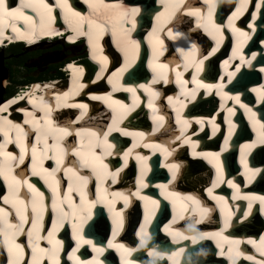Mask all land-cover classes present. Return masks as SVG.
Returning a JSON list of instances; mask_svg holds the SVG:
<instances>
[{
    "label": "snow or ice",
    "instance_id": "obj_1",
    "mask_svg": "<svg viewBox=\"0 0 264 264\" xmlns=\"http://www.w3.org/2000/svg\"><path fill=\"white\" fill-rule=\"evenodd\" d=\"M231 2V0H229ZM84 3L88 5V8L93 13H99L100 9H105L109 12L105 16L103 21L94 20L91 18H86L82 16L78 11H74L72 7L69 6V0H56L55 8L59 9L60 19L68 26V28L74 33L75 36H86L91 49L92 58L97 60L101 65V72L104 71L107 65V58L103 55L100 46L101 38L106 34L110 33L113 39V43L120 42L124 46L130 45L136 53L139 52L140 45L136 43L135 40L131 39V32L136 28L135 17L140 12L137 7L127 8L123 5L122 0L115 4H106L104 0H84ZM160 3L164 7V12L160 13L161 16H165V22L181 9L183 6L184 14L193 16L196 18V25L198 28H204V30L217 40V43L223 41L224 34L220 32V28L216 23L212 21V13L216 9L217 0H204L207 6L206 13L202 11L201 8L193 7L191 3L185 4V0H160ZM248 0H239L237 4L236 11L233 13L232 17L229 18V27L231 30L243 37V41H247L250 37L245 33L239 31L232 24V21L242 14L243 10L247 7ZM261 5H257L259 9ZM25 10H28L27 12ZM54 8L49 5L47 0H19L18 6L10 7L7 0H0V42L4 39L15 38L17 40H24L31 44L36 39L41 36H53L60 35L59 32L53 30L52 25L56 21V17L53 15ZM35 14L34 16L32 14ZM252 19H256V13H252ZM23 23V28L19 26ZM85 23L87 27L85 28ZM131 25V27H127ZM250 28L252 24L248 25ZM5 29H10L11 33L14 34L13 37L5 35ZM158 32H164L170 39H175L179 33H173L172 28L165 29L163 24L159 29L154 28L153 33H149L153 37V40L158 45V50L155 51L153 60H150V66L153 65L154 61L158 59L159 56L163 55L164 52V41L157 35ZM74 37L70 36L69 40ZM242 41V42H243ZM217 49L213 48L214 53ZM180 52V57L183 60V68L186 71L188 68L193 67L195 71L192 74V82L199 83L197 80V75L202 70L203 61L207 57L201 56L200 58H195V54L198 49L195 45L188 47L187 51L178 49ZM234 55L239 57L241 63H250V61H245L242 56H240L238 49H234ZM211 55V53H210ZM134 58L127 62V66L134 63ZM169 63H175L170 61ZM71 68L72 66L69 65ZM156 67L160 69H165L168 65L160 63L156 64ZM176 67H180L179 64ZM236 71H239V65L233 66ZM125 68L120 69L122 74ZM78 75H82L83 69L74 70ZM176 83L181 85L180 95H184L188 90L184 87L188 83L187 80L182 79L183 72L175 71ZM264 71V69H261ZM235 73H229L228 79L231 81L232 76ZM100 78V73H97V79ZM162 79L164 83H171L170 77L164 75L163 73L154 77L153 83ZM109 83H112L111 77H109ZM76 89H83L84 84L79 83L77 80L75 82ZM205 87L206 90L212 86L201 85ZM224 84L216 85L218 89H223ZM47 87V86H46ZM146 93L149 94L148 106L152 109V120L154 122L153 131H158L160 127L163 126L165 116L156 114V106L153 100L159 96L157 91H154L149 86L143 84L139 85ZM115 90V89H114ZM123 91L132 94L133 105L131 107H125L121 104L119 100H113L111 96H97L93 95L90 98L93 100H103L105 104L113 110L112 123L108 125V131H102L100 129L92 130L88 128L73 129L70 126H58L53 118L54 107L51 104L45 103L43 98H41L39 111L42 113L41 116H32L31 120H26L25 123L30 124L32 131L35 133V142L28 140L31 133L19 124H14L6 116H0V136L3 140L0 142V181L3 182V186L8 189V195L0 197L3 204L9 205V210L0 206V248L7 254V264H44L45 260L47 264H61L59 252L61 241L56 239L55 232L59 227L63 226V222L68 220L73 228V238L77 241V248L81 244L91 245L90 240H85L80 232L83 230V225L92 217V207L97 203V201L104 203L109 209V212L115 217L114 219V229L113 235H117L119 229L123 226V216L121 211L115 209V203L117 200L123 202L124 208L129 207V194L123 192L112 191L109 193L107 187L103 189L104 194L100 195L101 185L104 181H111V184L117 183L118 172L123 170V167L127 166V159H124V164L118 171H108L109 165L104 162L105 155H112L113 144L109 143L108 136L111 132H120L122 135H132L135 137H144V133H130L125 131L120 127V123L127 116V114L132 111L136 106H138L139 97L136 96V89L124 87ZM196 89H193L189 93L192 100L196 99L195 95ZM68 93H64L63 96H57L56 107H69V108H79L81 109L80 116L77 120L83 118V116L88 111V106L86 104H75L67 103ZM169 101L172 97L168 98ZM236 103H239V97L233 98ZM35 103L34 101H30ZM241 108H245L243 104H240ZM117 109L120 111L118 112ZM7 111L6 107H0V113ZM176 111V109H174ZM229 113H233L232 108H228ZM245 111L250 113L253 117L255 113H252L250 108H245ZM234 114V113H233ZM25 115H31L26 113ZM177 123L181 126L179 135L174 138H170L164 141L162 144H150L145 143L144 147L152 148L153 152L159 151L160 154L167 160L168 157L172 156L176 148L171 147L173 141H180L181 144H188L192 148L193 157H204L208 158L207 153H201L195 151V142L191 140L190 136H186L189 121L182 120L179 112L176 115ZM43 121V123H41ZM71 123V122H69ZM197 124H202L200 120L196 121ZM230 123V129H235V124ZM213 128L218 131L219 127L213 125ZM82 134L89 137L87 143H84L81 139ZM194 134V133H193ZM70 135H75L78 139V143L75 145L63 144L65 137ZM49 138H51V144L48 143ZM228 137H225V147L227 146ZM259 143L264 144V135L259 138ZM256 142L252 145H245L246 148H251L255 146ZM14 144L15 148L19 150V155L16 156L13 152L8 151V145ZM40 145H43L41 148ZM134 147L136 145H133ZM99 149V151H97ZM51 150V151H50ZM30 152V156H29ZM75 157L74 160H70L66 167H61L65 163V156L68 154ZM131 154V149L124 154L127 157ZM139 161L142 164V172L140 177L137 179L138 188L135 193L131 195L136 196L138 199L146 201L148 204L152 205V209L149 210L144 217V222L140 225V230L136 233L139 236L140 246L143 247L146 238L149 236L148 226L152 223V217L155 216V208L158 207L157 201L149 199V197L140 195V188L148 187L144 183L143 177L147 174L148 165L147 157L140 154H136ZM26 158L30 159L31 163L29 165L31 175L38 176L44 181L45 185L48 187L51 193V212H52V228L47 230V234L43 235L42 230L44 229V218L47 211L48 205L45 203L48 199L45 194L34 186V183L29 182L26 177L25 171L21 170L19 172H14V168L25 163ZM45 159L55 161L56 167L49 169L43 167V161ZM212 160L216 163L214 167L216 168V179L213 180L212 187L207 189L208 195L211 199L218 202L220 206L221 214L224 217L223 228L215 233L197 231L196 225L202 223L203 221L210 218V213L213 211L203 203L198 197L193 195L181 196L174 191H169L166 185H160L162 192L167 193L166 198L170 199V203L173 206L174 216L172 223L178 219L186 220L187 229L186 232L191 235H184L181 231L174 229L171 223L166 225L164 231L172 237V241L175 243L177 240L190 239L193 244L198 241L210 239L217 241V247L220 248V241H225L230 244L228 248L227 255L229 259V264H235V258L241 255L239 251V240L228 241L226 237L222 235L224 229L229 227V224L233 217V212L228 210V202L221 196H214L213 189L217 187L220 183H224L223 179V168L219 164V156L212 155ZM244 167L247 169L246 162ZM167 167L171 175V179L168 181L171 184L177 177V171L179 165L176 163H167L163 165ZM82 169H87L88 173L82 172ZM58 171H63L66 175L71 173V176L75 178L78 182L75 192L76 195L80 197V204H76L74 199L69 196L68 192H61L60 188V178L56 177ZM250 173L249 178L256 175L255 171L248 170ZM96 178V199H90V191L88 190V185L92 177ZM227 185L234 190V199L248 200V211L243 213L244 217L250 214L252 209L253 201L258 200L260 204V212L264 214V197H249L240 194V189L237 187L232 180L226 181ZM26 188V192L22 189ZM71 186L69 191H71ZM111 197L109 199L108 197ZM62 197V198H61ZM67 203L68 207L65 208L62 205ZM30 209V211H29ZM77 212L84 213L83 215H77ZM14 213V219H10V215ZM72 215L73 219H69V215ZM59 220V222H57ZM25 225H29L27 228ZM26 236L27 244L25 245L23 241L17 240L19 236ZM261 244L258 246L253 240H248L247 243L252 244L257 251L264 256V236L261 238ZM41 241H45L48 247H42ZM109 247H115L118 252L121 253V264H132V261L128 259L131 257L132 252L135 249L126 248L123 244H113L109 241ZM94 253L99 256L104 249L93 248ZM76 249H73V254L69 256V259L73 260V264H80V261L75 258ZM149 255H156L150 252ZM178 253H174L169 256V260H173ZM219 255H225L223 251ZM94 256L88 264H101L100 260ZM163 258V257H160ZM244 259L251 260V256H244ZM256 264H264V262L257 261Z\"/></svg>",
    "mask_w": 264,
    "mask_h": 264
},
{
    "label": "bare ground",
    "instance_id": "obj_2",
    "mask_svg": "<svg viewBox=\"0 0 264 264\" xmlns=\"http://www.w3.org/2000/svg\"><path fill=\"white\" fill-rule=\"evenodd\" d=\"M222 1L224 2L226 0H222ZM235 1L239 3V0H235ZM263 1L264 0H256V2L254 4V7L251 10V14L248 17L249 21H248L247 26H246L245 29H241L240 27H238V26H236L234 24L235 21H237L238 19H240L243 16V14L245 12V9L243 10L241 15H239L237 18H235L232 21L233 26L235 28H237L239 31L245 32L249 37L252 36V31H254L255 29L258 30V32L261 31V30H264V22H261L260 20H253L252 19V13L253 12L256 13V18H257L258 15H259L258 12L261 11V10L264 11ZM55 2H56V0H54V2H49V5L54 8ZM117 2H119V0H104V3H106V4H115ZM122 2H123V5L125 7H127V8L137 7V8L140 9V12L135 17L136 24L138 23V20H139L138 19V15L142 16L143 14H146L148 12L151 13V16L159 17L163 21V23H168L170 21V18H169L167 20V22H165V18L160 15L161 12L159 11V8H157V7H159V5H161L160 0H157L156 2H154V4H153L152 0H137V1L122 0ZM80 4L83 5V8L79 7ZM227 5L229 7L231 4L229 3ZM257 5H261V7L259 9H257ZM69 6L72 7L74 11H78L82 16H84L86 18H91V19H94V20L103 21L105 16H107L109 14V12L107 10H105V9H100L99 13L91 12L89 10V8H88V5L84 3V0H75L73 4L69 0ZM224 7H225V4L220 6L219 9H223ZM56 9L58 11V19H59L60 23L57 24V23L54 22L53 25H52V28H53V30L61 33V32H63V30H60L61 20L62 19H60L59 9L58 8H56ZM25 11L27 12L28 10H25ZM54 12H55V9H54ZM54 12H53V15H54ZM232 15L230 17H232ZM244 15H246V13ZM216 17H217L216 15H212V19H215ZM146 20H147L146 18H143V19L140 20V22L141 23H145ZM172 20H173V18L171 17V21ZM216 22H217V25L220 28V32L223 33V34H224L223 29H227V30L231 29V28L227 27L229 25V19H228V21H226V22H224L222 24H221V22L219 20H217ZM249 24H252L251 28L248 26ZM193 25L197 26L196 24H193ZM19 26L22 28L21 23H20ZM64 26L68 27L65 23H64ZM86 27H87V24L85 23V28ZM127 27H131V25L127 26ZM145 27H146V25H141L139 27L136 26V28L132 31V32H136V37H134L132 35L131 39L135 40L136 43H137V41H138L137 37L140 34V32H142V30ZM8 32L9 31L5 30V35H7ZM71 33L72 34L70 36L74 37L72 40H69L70 36L67 35L65 38L63 36L62 38H58L57 40H55L53 42H57V41H62L64 43L66 41L73 42V40H75L76 38L83 37L85 42H86V44L88 45V49H89L88 60L92 64L93 63L98 64L99 62L92 58V53H91V49L89 48L87 37L86 36H75L72 31H71ZM239 38H240V36H239ZM194 39L195 40H202L203 38L199 39L198 37H195ZM241 39L243 41V37H241ZM112 40L113 39H112V36H111L110 33H106L100 40V46H101V49H102L101 55L105 56L107 58V61L110 60L109 57H116L117 56L116 53H112L114 48H116V47H117V50L120 53H124L123 52V48H122V44L119 41L116 42V43H112ZM38 41H40V43L37 44V45L53 43V42H48V41H43L42 42V40H40V39ZM14 42H15L14 40L9 39L8 43H6V46L7 47H12ZM245 42L246 41H243L240 44V46L238 47V51H239L240 56H242L243 58L251 59V61H252L253 59H255V56L258 55V52H260L261 58L264 57V37H263V39L258 41V45H259L258 51H257V48H253L249 52V54L240 52V47L243 44H245ZM37 45H34V43H31L30 46L27 47V48L36 47ZM128 50H130L129 46L126 47V51H128ZM1 52H3V50ZM82 54L83 53H76V54L67 55V56L64 57V60H67L70 57L79 59ZM88 60H76L73 63H69L68 65H65V69L69 72V75H68L69 77L66 80H62L60 78H55V77H52V79L51 78H45L47 76L50 77L52 75L44 76L45 79L40 81V82H30L31 85L30 86H26L25 92H24V86L22 85L23 88L19 89L14 94V97L10 98L8 100V99H5V98H3L1 96V90L6 85V82H5V77L6 76H5V73H4L5 71H4L3 67H2V63H1V59H0V107H6L7 108V111H5L3 113H0V116H6L14 124L21 125L23 128H25V130H27V131H29L31 133V135L28 137V140H30L32 142H35V133L32 131V128H31L30 124L25 123V121L26 120H31L33 115L36 116V117H39V116L42 115V113L39 111V107H40L41 98H43L45 103L51 104L54 107L55 110L53 112V118H54L55 123L58 126H70L73 129H79V128L83 127V128H88V129H92V130L99 129L102 126H107L106 131H108V124L109 123L111 124V120L112 119L111 118L108 119V115H105V112L103 110H100L97 105L92 104V102H87V99L91 100V101H94V102H100L107 109H110L105 104V102L103 100H93V99L90 98L93 95L104 97L105 92H104V90H98L100 88L101 84L96 82L97 76H96V78L93 76L92 73H94L95 71H94L93 67H91L92 65L89 64ZM215 60H217V57H215ZM231 60H232L231 57L228 60H223L222 64L225 65V66H229L230 63H231ZM87 62H88L89 65L87 64ZM159 64H160V62H159ZM69 65H71L72 67L70 68ZM86 66H87V68L90 67L89 72H88L89 76L78 75L74 71L75 69H83V73H84V70H85ZM181 67L183 68V64L181 65ZM252 67H254L253 64H250V66L242 69L241 76H237V75L240 74V73H237V75L236 76L233 75L231 79L235 78V81H238V80H236V77H240L241 79L243 78L244 75L246 76V78L247 77H251L252 75L249 73V71H253ZM153 68H156L157 70H161L160 68L156 67V63H153ZM209 68H212V66H210ZM174 69H175V71H177L176 67H174ZM191 69H192V67L188 68L186 71H191ZM255 69H258L259 71H261V69H264V65L255 66ZM167 70H168V68H165V71L158 72L154 77H158L162 73L164 75H167V72H166ZM182 71H184V70H182ZM236 72L237 71L235 70L234 73H236ZM117 73H118V69H115V71L113 72L114 75H112V76L114 78V81L117 84H120L122 82V79L116 78L117 77V75H116ZM231 73H233V72H231ZM60 74H59V76H60ZM53 75H55V74H53ZM167 76L170 77V75H167ZM261 76L264 77V71H261ZM140 78H143V77L140 76ZM99 79H101V81L109 82V81H107L108 79H107L106 75L100 74V78ZM77 80L79 81V83H82V84L85 85V87L83 89H79V90L76 89L75 82ZM155 84L156 85H161V84H164V81L162 79H160L157 82H155ZM167 84H170V83H167ZM132 85H133V83H132ZM137 85H139V84H137ZM154 87H155V90L157 91L158 90L157 86H154ZM255 87L256 86H253L252 88H255ZM129 88H132V87H129ZM244 92L245 91L238 92V93H228L227 94V97H225L224 100H222L223 101V105H224V111L221 112V109H218L217 113H215L214 115H212V117H210V120L212 122H214L213 125L219 126L218 119H219V117L225 118L226 114L229 113L227 111L228 108H232L233 112H234L235 110H237V107H240V104H243L245 106V108H250L252 110V107L247 105L246 103L239 102L240 103L239 104V103H236L235 100L233 99L234 97H239L240 95H243ZM64 93H68L69 94L67 103H75V104H81L82 103V104H86L88 106L87 113L83 116L82 119H80V121H77V117L80 116L81 109H79V108H69V107H56L57 96H61L62 97ZM78 97L84 98L85 100H81L80 98L77 99ZM206 97H210V94L208 93L206 95ZM228 97H229V99H228ZM121 99L122 98L120 96L116 97V100H119L121 104H127V103H125V101H123ZM189 100L190 99H184L183 100V99L179 98L175 103H173V105H174L175 109L177 110V108H178L177 106L179 104H185ZM30 101H34L35 103H31ZM208 102H210V99H203V101H201L200 103L201 104H205V103H208ZM63 108L64 109L76 110L78 113H77V115L75 113L74 114H70L69 110H66L64 113H60ZM245 108H241V109L244 110V114L245 113L246 114H250V113L245 111ZM117 111L119 112L120 110L117 109ZM220 112H221V114L219 116ZM26 113L31 114V115H25ZM109 114L111 116H113V110H111V112ZM57 117H61V119L59 121H57L56 120ZM130 117H131V114L128 113L127 116L123 119V121H127L126 122L127 125L131 124V125L134 126L136 124L137 126H140V124L143 123L142 119H139L138 121H136V119L139 117L137 114H135L133 118L129 119ZM69 122H71V123H69ZM231 122H233V121L231 120ZM41 123H43V121H41ZM120 127L123 128L121 125H120ZM169 128H170V123H168L166 125V129H169ZM144 129L146 130V128H144ZM138 132H142L145 135H144V137L142 139L140 137H135L133 139L134 141H136L137 144H141L142 147H143V142L144 143L145 142H148V143L151 142L152 137H151V135H149V137H147L148 136L147 131L146 132L145 131H136V132L134 131V133H138ZM204 132L208 133L209 136H212V134L216 133V130L212 127V128H210L208 130H205ZM112 133L114 134L116 132L113 131L109 135H111ZM261 135H264V132H262V131H260V130H258L256 128L255 129V137H254L253 141H251V142H242V143L236 144L237 149H239V147H243V146L245 147V145H252L253 142H256L254 147H251V148H246L245 147V149H242V152H246L247 153L248 151H253L255 156H261L262 154H264V144H261V143L258 142L259 138L261 137ZM201 137H202V134H201ZM81 139H82V141L84 143H87L89 137L87 135H85V134H82ZM111 139H112V137H111ZM145 139H146V141H144ZM2 140H3V138H2V136H0V142H2ZM71 140H72V135H70L68 137H65L64 141L62 143L63 144H70ZM113 140H116V139L113 138ZM202 140H203V138H202ZM211 140L214 141L215 137L211 138ZM158 141H159V139H157L156 142L158 143ZM74 142L76 144L79 142L76 136L74 138ZM174 142H177L179 146L182 145L180 143V141H175L174 140ZM48 143L51 144V138H49ZM70 145H73V141L71 142ZM184 145L189 146L188 144H184ZM40 147L42 148L43 145H40ZM171 147H175V146L172 144ZM182 148H184V147H182ZM189 148H190L189 151H188V154L190 155L189 157L190 158H194L192 156V148L191 147H189ZM199 148L202 151H198V147H196V146H195V151L201 152V153H206V151H204V149L202 147H199ZM7 150L13 152V154L16 155V156L19 155V150L15 148L14 144L8 145ZM120 150L112 148V151H113L112 155H105L104 156V162L107 159L113 160L117 156L116 158L119 159L121 161V163H120V165H118V167H113L114 168L113 171H118L121 168V166L124 164V159H122V157L126 158L127 159V166L123 167L122 172L119 171L121 173L118 175V176H121L123 178L125 176L130 175L131 170L135 166L134 165V160H135V158H138V156L136 154L138 153V154H140L142 156L144 154L141 151H139L140 150L139 148L137 150L136 149H131V154L128 155L127 157H124L125 153H121L122 151H120ZM229 150H230V148L226 149L224 152L225 153L226 152L230 153V151H235V150H230V151ZM97 151H99V149H97ZM222 152L223 151H220L219 153H222ZM210 153L213 154V155H216V153L214 151L210 152ZM231 153H233V152H231ZM239 153L240 152H238V156H239ZM29 156H30V152H29ZM129 156H131L132 158L131 157L129 158ZM68 157H71V160L75 159V157L71 156V154L69 153L64 158L65 163H64V165L61 166L62 168L66 167L68 165V163L66 164V162H67L66 159ZM235 159L236 158L233 157V155H232L230 160H229V162L232 163V161L235 160ZM180 160L181 161L176 162V164H178V165L179 164H184L181 168H178V171H177V173L181 174V178L180 177L177 178L180 181V184L181 185L184 184V185L190 186V187L199 188V186H201V184H203L205 182V176L203 175L204 168L202 167V164H200V162L196 161V160H192V161L185 160V161H182V160H184V158H181ZM207 160L210 163V165H212V166H214V164L216 163L215 161L212 160V155L209 156L207 158ZM49 161L53 162V160L45 159L43 161V167L49 169V171H50L52 168L56 167V164H55V166H49ZM166 162H168V161H166ZM30 163H31L30 159L26 158L24 164L19 165L18 167L14 168V172H19L21 170L25 171V173H26V177L25 178H27L29 180V182L34 183V186H36L37 189L39 191L43 192L45 194V196L48 198V199H46L45 203L48 205V207L50 206V208H47V210L51 211V200H50L51 193H50L49 190L47 191V186L45 185L43 180H41L38 176H32L31 175V171H30V168H29ZM168 163H172V162H168ZM247 166H248L247 169L255 171L256 175L251 177V178H249V176H250L249 171L244 169V173L243 174L245 175L246 179H245V181H243V184L242 185H238L235 182H233V183H235L237 185V187L240 189V194L241 195H246V196H249V197H264V193H259V191H256V193L252 192V191L255 190L253 188H248L247 190H245V188L243 189L244 186H247V185L250 184V183H248V181L256 182L261 187L260 189H264V173H263V171H261L260 174L257 175L258 174V170L257 169H259L260 167H256V168H254V166L250 167L249 164H247ZM86 170L87 169H82L81 171L85 172V173H88V171H86ZM88 174L90 175V173H88ZM55 175H56V177L60 178V186L64 183V179L62 178V177H64V178H67V179H65V182L66 181H70V182L74 183L75 184L74 188H76L78 182L75 180V178H73L71 176V173H68L66 175L63 171H58ZM94 179H96V178L93 176L92 179L90 180L89 185H88V190L90 191V199H93V200L95 198H92V196H91L92 195L91 184H94V181H93ZM128 183H130V184L135 183L136 189L138 188V184H137L136 179L135 180H132V179L130 180L129 179ZM39 184H43L46 187L45 186L40 187ZM163 184L164 183H160L159 185H163ZM172 184L174 185V182H172ZM224 184H226V183L224 182ZM222 185H223V183H220L218 186H222ZM111 186H112V184H111V182H109V180L108 181H104L103 184L101 185V190L103 191V189L105 187H107L109 192H112V190H114V189H112ZM148 186L157 187V185H152V183H149ZM64 187L65 186L63 185L62 188H64ZM131 187L132 186H129L128 188L123 189V190H117V192H123V193L129 194V200H130L129 207L125 209V208H123L124 206H122L119 209L116 206L115 209L117 211H121V214L123 216V227L125 229H127V235L128 236L124 239L123 243H121V244H123L126 248L135 249V251H133L132 254L137 256V253H135V252H139V253H141V252H140V242H139L140 238H139V236L136 235V233L140 230V225L144 222V217L142 218V214H139V217H137L135 212H136V209L139 207V202L142 203L143 200L138 199L136 196H134V198L132 197L131 193H135V191L133 192V189ZM67 188H68V184L66 185V188L64 190H62V191L63 192H68L69 196L72 197L74 199V202L76 203V200H75L76 196H75L74 192L73 191H69V189H67ZM167 188H168V190L171 189L170 187H167ZM94 189H95L96 195H97L96 183L94 184ZM214 189H213V195L214 196L223 197L228 202V210H231L233 212V214H234V211H236L239 208L240 204L241 203L243 204V208L241 210V214L238 215L237 217H234V215H233L232 220H231V222L229 224V227H232L234 225L240 224L243 219H245V221L243 222L242 226L244 228H246L247 230H249V228H254L256 226V223L258 222V220H260V221H262L264 223V214H261V212H260V204H259L258 200L253 201L252 209L250 211V214L247 217H244L243 213L245 211H248V208H247V205H248V202H249L248 200L234 199L233 198L234 195H233L232 197L230 196L231 199H230V201H228L227 197H225V194H229V192H224V193L220 194V192H222L221 190H218V189L214 190ZM22 191L26 192V188L22 189ZM2 192H4V194L2 196H0V197H3L5 195L9 194L8 193V189L6 187H4L3 186V182L0 181V194ZM140 195H144V196L149 197V199L156 200L157 204L162 202V201H165L166 199L169 201V199L166 198V195L164 197H161L162 196V191H160V193H158L157 196H155V194L152 195L151 193H149L148 189L146 187L145 188H140ZM204 197L208 201H212L214 203L215 208L210 213V218L205 220V221H203L202 222L203 224L202 223H200V224L204 225L206 223V224H208V226H210L212 223H216L217 221L218 222L220 221V228H223L224 217L221 214V210H220V206L218 205V202L216 200H214V199H211L209 197V195H208V192H207V194ZM108 198L111 199L110 196ZM200 200L203 201L201 198H200ZM203 203H206V202L203 201ZM79 204H80V200H78V205ZM100 205H102L103 208H107L104 203H100V202H97L92 208H96L98 210ZM163 205L164 204L160 205L161 208H163ZM0 206L4 207L6 210H9V207H10L9 205L3 204L2 199H0ZM62 206L65 207V208L68 207L67 203H65ZM144 207L148 210V208H151L153 206L146 202L144 204ZM208 207L210 208V206H208ZM141 208H142V206H141ZM29 211H30V209H29ZM214 212L218 213L217 216H215ZM83 214L84 213L77 212V215H83ZM98 214L99 215H103L100 212H98ZM144 216H145V214H144ZM154 217L155 216L152 217V221H153ZM215 217L216 218L219 217L218 220H216ZM9 218L10 219H14V218L11 217V215H10ZM69 219H73L71 213L69 215ZM180 220H183V219H178V221H180ZM50 221L52 222V217L44 218V224L49 223ZM57 222H59V220H57ZM88 222H89V220L86 223H88ZM187 223L188 222L183 223L182 226H187ZM200 224H198V226H200ZM66 226L73 231V228H72L71 224L69 222H65L64 221L63 222V226L59 227V229L55 232L56 239H58V240L60 239L58 234L67 235L66 231H64L67 228ZM171 226L174 229H177V230L181 231L184 235H191L190 233L186 232L187 227L182 229V228H180L179 226H177L175 224H172ZM208 226H202L201 227L203 229L202 231L203 232H209V233L218 232L217 231V227L211 226L210 229H208ZM160 227L161 226H160L159 223H156L153 226V228L148 227L149 236L146 239L150 238V236L152 235V232H154L156 234V230H157L158 234H160V236L161 235H166L167 240L170 241L172 246L169 248L168 253L167 254H163V255H160V254H162L164 252L163 250H164L165 247H158V248H156L154 250H149L148 253L152 252V253L156 254V255H150L151 256L150 259H152L154 261V263H157V261H158V259L160 257H163L162 259H164L165 257L168 258L169 256H172L174 253H180V255H177L173 260H169L168 259V263L167 264H218V262L214 261V259H213L214 256H215L214 253L213 254L212 253L208 254L209 243L206 240H210V239H205V240L198 241L196 244H193L190 239H186V241H188L189 243H191L195 247L201 245V247L198 248V249H195V251L188 252L186 249H184V243H183L182 240H177L174 243L172 241V237L169 236L164 231V229L159 230ZM50 228H52V225H51ZM92 228L97 230L96 233H100V231L103 229V224L100 221V219H96L93 222ZM263 228H264V226H263ZM130 232L134 233V238H132L130 236ZM43 233L44 232H42V234ZM122 233L123 232L119 231L117 235L120 236V234H122ZM80 235L85 240H90L92 242L91 245L88 246V248H92V249L93 248H102V247L99 246V243H98V241L96 239L94 240V239H92V237L89 238L88 232H84V231L80 232ZM117 235H116L115 241L112 242L113 244H119V243H117V241H118ZM222 235L224 237H226L228 241L237 240V238L229 237V236H226L225 234H222ZM251 235H253V231L250 234H248L247 239L248 240H253L256 243V245L259 246L260 243H261V239H258V240L249 239L251 237ZM22 237H23V235L17 237L18 242L19 241H23L24 242ZM24 237H26V236H24ZM110 237L113 238V231H112ZM166 237L164 236L163 238H166ZM159 238L160 237H157V240H159ZM26 241H27V238H26ZM108 241H109V239H108ZM127 241L131 242V243L130 244H126L125 242H127ZM211 241L213 243L215 242L214 245L217 242L216 240H211ZM220 242H222V241H220ZM225 243H227V242H225ZM87 245L88 244H81L79 247H84V246H87ZM41 246L42 247H48V245L46 244L45 241H41ZM250 246L253 249H256V248L253 247L252 244H250ZM62 247H63V244L60 246V248H62ZM149 247H150L149 249H151L152 248V244ZM195 247H192V248H195ZM229 247H230V244H229V246H227L226 253H225L226 255H227V251H228ZM110 248L111 249L107 251L108 254L116 253V255L118 256L116 258H118V260H119V262L121 264V253L118 252L115 247H110ZM220 248L222 250V249L225 248V246L223 244H221ZM239 251H240L241 255L239 257L235 258V264H256L257 261L264 262V256H262L259 251H257L255 254L254 253L253 254L246 253L245 251H242V249H239ZM70 255L71 254H68V256H66L65 253H63V254L59 253L61 264H66V262L64 260L69 259ZM246 255L247 256H251L252 259L251 260L244 259V256H246ZM94 256H97V254L94 253ZM99 256H97V258ZM193 256L194 257H199V260L195 261L196 259H193ZM88 258L90 259L91 257H87V259ZM102 258H104V257H101L99 259L101 264H110V263H108L106 261V260H108L109 255H107L104 258L105 261H103ZM215 258H218V257L215 256ZM76 259L80 261V264H87V261H83V259H78L77 257H76ZM0 260L1 261L3 260L4 262L6 260V264H7V254L3 251L2 248H0ZM130 260L132 261V264H137V263L133 262L134 260H132V259H130ZM44 263H47V261L45 260ZM114 263H115V261H112L111 264H114ZM71 264H73V261L71 262Z\"/></svg>",
    "mask_w": 264,
    "mask_h": 264
},
{
    "label": "rangeland",
    "instance_id": "obj_3",
    "mask_svg": "<svg viewBox=\"0 0 264 264\" xmlns=\"http://www.w3.org/2000/svg\"><path fill=\"white\" fill-rule=\"evenodd\" d=\"M37 46L28 49L18 47L3 49V52L0 51V59L6 76V85L1 90L2 97L7 98L11 96L14 90L20 84L28 81V79L35 81L36 79L44 80L45 78L52 77L60 78L57 66L65 61L64 57L71 54L83 53L76 46H64V42L62 41ZM47 75L52 76L48 77ZM44 76L47 77L44 78ZM19 88L22 89L23 86Z\"/></svg>",
    "mask_w": 264,
    "mask_h": 264
},
{
    "label": "trees",
    "instance_id": "obj_4",
    "mask_svg": "<svg viewBox=\"0 0 264 264\" xmlns=\"http://www.w3.org/2000/svg\"><path fill=\"white\" fill-rule=\"evenodd\" d=\"M37 47H39V46H37ZM58 69H59V68H58ZM30 80H31V79H30ZM30 80L28 79V81H25L24 83L20 84V86L27 84ZM3 98H4V97H3Z\"/></svg>",
    "mask_w": 264,
    "mask_h": 264
}]
</instances>
